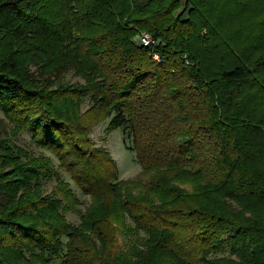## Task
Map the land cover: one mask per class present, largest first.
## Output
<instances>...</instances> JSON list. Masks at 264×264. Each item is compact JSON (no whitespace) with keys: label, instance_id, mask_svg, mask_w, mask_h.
Wrapping results in <instances>:
<instances>
[{"label":"trees","instance_id":"1","mask_svg":"<svg viewBox=\"0 0 264 264\" xmlns=\"http://www.w3.org/2000/svg\"><path fill=\"white\" fill-rule=\"evenodd\" d=\"M0 109L59 161L0 135V264H264V0H0Z\"/></svg>","mask_w":264,"mask_h":264},{"label":"rangeland","instance_id":"2","mask_svg":"<svg viewBox=\"0 0 264 264\" xmlns=\"http://www.w3.org/2000/svg\"><path fill=\"white\" fill-rule=\"evenodd\" d=\"M66 81L72 82H84L83 79L76 75L73 70L68 71L63 77ZM90 105L89 101H85L83 105V110H86ZM108 121L102 122L96 125L92 131V138L96 141L98 146L105 147L111 152L112 157L119 165V176L120 178L130 180L138 178L143 170V167L138 159L136 151L133 149L132 138L128 135L126 130L120 128L112 133L106 131ZM11 135L13 142H16L18 146H21L28 151H32L37 155L45 153L46 155L52 157L55 166H58L59 161L56 156L46 149H43L36 145L32 140L30 131H22L20 133H15L12 129V124L9 119L5 116L3 111L0 109V135L5 136V134ZM63 179L71 184L75 189L80 202L75 205V207L68 209L67 218L73 223H78L80 221V212L85 211L86 207L91 204L92 196L85 193L83 190L78 188L70 178V175L63 171ZM56 185V180H49L45 185V190L47 193L52 194L54 192V186ZM188 189H192V185L189 183L184 184ZM128 224H132L131 220H127ZM144 236L143 234H141ZM119 239L124 250H128V245L133 242H139V235L129 234L126 230L120 229ZM223 255V254H220ZM60 259L56 260L52 264H59Z\"/></svg>","mask_w":264,"mask_h":264},{"label":"built area","instance_id":"3","mask_svg":"<svg viewBox=\"0 0 264 264\" xmlns=\"http://www.w3.org/2000/svg\"><path fill=\"white\" fill-rule=\"evenodd\" d=\"M137 37L140 39V44H142V45H150L154 42L151 35L149 33H146V32H142V33L138 34ZM154 56L156 59H160L159 53H155ZM187 62L189 63V60H187Z\"/></svg>","mask_w":264,"mask_h":264},{"label":"water","instance_id":"4","mask_svg":"<svg viewBox=\"0 0 264 264\" xmlns=\"http://www.w3.org/2000/svg\"><path fill=\"white\" fill-rule=\"evenodd\" d=\"M136 39H137V41L140 43V39H139L138 37H137Z\"/></svg>","mask_w":264,"mask_h":264}]
</instances>
